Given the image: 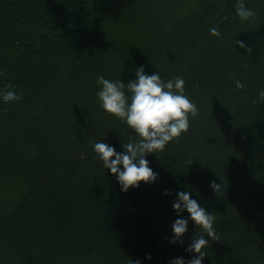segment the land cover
<instances>
[{
  "label": "trees",
  "instance_id": "1",
  "mask_svg": "<svg viewBox=\"0 0 264 264\" xmlns=\"http://www.w3.org/2000/svg\"><path fill=\"white\" fill-rule=\"evenodd\" d=\"M245 3L248 21L237 0H0V89L22 94L0 102V264L191 259L192 221L170 242L178 190L215 216L203 264H264V0ZM139 66L182 76L198 111L147 155L156 182L123 192L92 145L137 137L100 108L96 78Z\"/></svg>",
  "mask_w": 264,
  "mask_h": 264
},
{
  "label": "clouds",
  "instance_id": "2",
  "mask_svg": "<svg viewBox=\"0 0 264 264\" xmlns=\"http://www.w3.org/2000/svg\"><path fill=\"white\" fill-rule=\"evenodd\" d=\"M235 11L241 21H248L257 15L254 9L247 7L245 0H237ZM210 32L220 35L217 28H211ZM237 45L247 47L242 40H237ZM135 77L127 83L104 76L96 78L99 85L96 95L100 108L134 130L137 137L134 142H123L124 151H117L115 146L103 140L92 145L102 167L115 175L123 192H128L133 187L139 188L142 181L156 182L159 174L150 166L147 155L155 153L158 156L170 142L187 132L189 117L196 116L198 111L195 103L184 94L185 81L182 76L165 80L159 71L149 74L143 66H139L135 69ZM235 87L243 89L244 84L236 79ZM258 96L264 100V89L259 90ZM21 98L22 94L14 89H0V102L7 104ZM210 187L218 195L224 189L215 180L210 182ZM164 194L168 195L169 191L166 189ZM172 207L177 219L172 223L171 243L183 244L189 221L202 234L196 233L187 245L186 250L193 254L191 259L175 257L170 264H203L209 241L219 240L214 229L215 216L192 198L189 190H178ZM185 211L188 216L183 215ZM147 258L151 259V256ZM134 264H142V261L136 260Z\"/></svg>",
  "mask_w": 264,
  "mask_h": 264
},
{
  "label": "rangeland",
  "instance_id": "3",
  "mask_svg": "<svg viewBox=\"0 0 264 264\" xmlns=\"http://www.w3.org/2000/svg\"><path fill=\"white\" fill-rule=\"evenodd\" d=\"M157 227H158V226L155 225L154 230H155ZM152 231H153V230H152ZM152 231H150L151 233L149 232V234H148V235L150 236L151 239H153V237H154L155 235H157V234H156V233H157V232H156L157 230L154 231V232H152ZM126 254H127V253H126Z\"/></svg>",
  "mask_w": 264,
  "mask_h": 264
}]
</instances>
